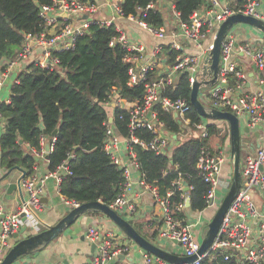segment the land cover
I'll return each mask as SVG.
<instances>
[{
  "label": "built area",
  "instance_id": "built-area-1",
  "mask_svg": "<svg viewBox=\"0 0 264 264\" xmlns=\"http://www.w3.org/2000/svg\"><path fill=\"white\" fill-rule=\"evenodd\" d=\"M151 8H154L153 2L146 7ZM259 8V0H247L246 4L239 8H232L221 0H205L204 6L193 12L188 21H179L177 33L169 34L162 28L148 26L139 18L129 17L156 38L163 40L169 37L171 40L168 55L173 52V60L170 59L172 61L164 71H157V57L161 55L162 46L156 45L146 55L143 47L130 45L124 30L116 24L124 17L120 4L113 7V15L109 18L96 19L94 16L99 6L95 3L85 0H51L49 5H42L38 10L44 33L35 36L25 35L14 60L9 61L6 69L0 72V90L7 75L23 61L31 59L38 62L41 67L56 64L58 60L51 57L52 52L72 49L76 38L86 33L91 24L100 27L113 25L116 36L109 44L111 46L119 44L126 52L123 61L129 64L127 85L129 87L143 85L144 95L141 102L130 103L117 91L112 90L103 104L108 114L103 149L111 163L122 171L125 181L121 192L109 207L125 219L126 216L132 217L137 213L130 191L133 186L131 174L138 171L139 185L152 194L153 203L158 209V225L152 228V233L155 232V237L159 240L177 245L181 254L167 252L185 257L194 256L192 261L184 264H201L204 259L215 261L217 258H221L225 264H264V139L254 151L242 156L240 188L224 213L212 243L202 254L198 253L200 248L198 237L202 236L197 227L200 225L202 212L218 208L229 188L233 173L229 149L224 144L209 143L200 149L196 169L203 182L208 185V191L204 197V210L195 213L186 207L189 203L190 187L182 176L179 174L171 183L172 189L168 190L165 196L159 195L157 189L143 179L135 151V146H138L142 150L168 156L172 138L175 140L177 138V141H185L192 137L209 139L207 120L200 117V122H192L187 116L190 104L183 98H170L166 94V88H172L182 74H187L191 88L205 56L212 48L219 25L234 14L264 20ZM179 37L191 42L196 53L180 52ZM37 48L39 56L33 60ZM237 53L251 58L260 75L258 83L264 85V40L258 46L249 42H238V37L231 28L220 46L217 81L211 87L199 90L198 99L210 109L230 112L238 119L244 117L246 126L251 131L264 129V91H244L246 73L233 59ZM157 104L163 111L174 116L180 127L179 132H171L166 124L158 119L154 111ZM117 109L123 110L127 116L128 133L124 137L117 131L114 123V111ZM122 118L121 115L120 119ZM139 129L150 132L153 135L152 139L149 141L140 139L136 134ZM34 154L44 157L45 151L42 148L39 154ZM69 157H72V154ZM62 174H70L67 161L54 172H48L44 176L33 174L21 180L20 187L26 196L13 211L6 212L0 202V263L12 247L13 237L21 228H29L33 233L40 230L37 216L42 210V186L48 178H52L58 187ZM175 192H180L179 202L171 200ZM61 200L71 208L79 205L64 197H61ZM197 231L200 235H196ZM85 238L95 247L94 257L87 264H107L120 257H129L133 245L115 241L111 232H104L98 226L88 227ZM153 239L151 241L155 243ZM140 255L141 261L138 264H170L141 248Z\"/></svg>",
  "mask_w": 264,
  "mask_h": 264
},
{
  "label": "trees",
  "instance_id": "trees-1",
  "mask_svg": "<svg viewBox=\"0 0 264 264\" xmlns=\"http://www.w3.org/2000/svg\"><path fill=\"white\" fill-rule=\"evenodd\" d=\"M169 1L183 22L188 21L205 2ZM50 2L0 0V65L5 60H14L25 35L44 33L38 10ZM150 2L155 0H123L120 8L124 17L139 18L158 29L163 26L162 14L154 8L146 9ZM246 2L228 0L232 8L242 7ZM114 36L113 25L100 27L91 24L86 33L76 38L72 49L52 52L51 57L58 60L56 64L41 67L32 61L17 72L8 102H0V167L5 172L19 167L25 171L26 177L33 175L37 165L34 153L39 154L47 140L51 144L48 172H54L64 161L70 171V174L61 175L58 186L61 196L79 204L101 201L108 206L116 199L125 181L122 171L111 163L103 149L108 118L103 104L112 90L130 103H139L144 88L141 84L127 85L129 64L123 61L126 52L119 44H109ZM173 56L174 53H170V57ZM4 70L2 67L1 71ZM190 93L187 74L180 75L172 88H166L170 98H183L189 104ZM154 111L168 130L179 132V124L171 113L163 111L158 104ZM187 116L192 122L201 121L192 107ZM114 119L117 131L126 136L127 116L124 111L115 110ZM207 128L210 136L218 135L219 130L213 122H208ZM136 134L145 141L153 137L146 129H139ZM225 139L222 137V143H226ZM207 143L208 139L197 137L182 141L173 148L170 158L135 146L143 179L155 187L159 195L165 196L180 174L190 187L189 211L203 210L208 185L198 175L196 164L200 149ZM171 200L179 202L180 192H175ZM129 223L141 234L138 225L131 220ZM201 264L225 263L217 258L215 261L204 259Z\"/></svg>",
  "mask_w": 264,
  "mask_h": 264
},
{
  "label": "crops",
  "instance_id": "crops-1",
  "mask_svg": "<svg viewBox=\"0 0 264 264\" xmlns=\"http://www.w3.org/2000/svg\"><path fill=\"white\" fill-rule=\"evenodd\" d=\"M85 1L95 3L96 5L99 6V9L94 16V18L96 19L109 18L110 16L113 15V7L123 2V0H85ZM221 1L224 4L229 5L228 0H221ZM259 1H260L259 11L262 13V16L264 17V0H259ZM204 4L202 6H204ZM153 6L154 9H157L162 14L163 26L160 28H162L166 32V34L177 33L180 20L178 15L175 13L173 9L171 2L169 0H155ZM202 6L200 8H202ZM116 24L121 26V28L124 30L129 44L143 47L145 49L146 55H148L156 45L162 46L161 55L157 57L158 58L156 65L157 71H164L170 65L171 62L170 59L172 58L170 57V54L168 55L170 51L169 45L171 43L169 37L160 40L155 36H153L148 31L139 27L136 24L135 20L129 19V17H122L117 21ZM232 28L238 37V42H249L254 46H258L260 45V42L264 40L263 34H261L259 31H255L253 28H250L249 26L246 25H244L243 27L234 26ZM178 41L181 44L180 52L187 54L196 53V49L194 48L191 42L184 40L182 37H179ZM37 56H39L38 48L35 49V56L33 57V60ZM233 59L238 63V65L241 68H243L244 72L246 73L244 91L245 92L257 91V90L264 91V85L258 83V79L260 75L256 71L251 58H248L247 56H244L241 53H237L233 56ZM30 62H32L31 59L27 61H23L18 67L15 68V70L14 69L11 70V73L7 75V77L3 81V87L0 90V102H5V103L8 102L11 87L16 81L17 72L20 69L24 68ZM7 64H8V60L7 61L5 60L3 61V63H1L0 72L2 67L6 69ZM238 121L240 125L241 138L243 140L241 145L242 148L240 154L241 156L246 154L247 152L254 151L258 147V145L264 139V129H259L255 131L249 130V133H245L244 128L247 127L246 119L244 117H241L238 119ZM206 122H210V120H207ZM218 126L224 127L219 129V133H218L220 136L219 139L220 142H222V137L226 138L224 141L226 143L223 144L227 146L230 154L229 125L227 122L221 121L220 125ZM210 138L211 136L208 139L209 145H214V143H212L214 139L212 141L210 140ZM171 140L172 142L170 143V151L168 152V156H167L168 158L171 157L173 148L176 147V145H178L181 141V140L177 141V138L176 140L175 138H172ZM37 157L39 158L33 174L35 176H44L48 174L47 160H45L43 156H37ZM5 173L6 172L0 167V178ZM19 175L20 173L18 171L13 170L10 172L9 176L6 179L0 182V202L6 212L13 211L20 203H22V201L26 196L24 192L21 194L18 192L17 189L8 192L9 184L15 183ZM131 179L133 182V186L130 191V196L133 199V205H135L137 209V213L132 217L126 216L127 217L126 219L133 221L136 225H138V227L139 225H141L143 230H145L144 228L146 229L148 228L152 236L154 237L153 239V241H155L154 245L157 246L158 248L163 250L168 249L169 251H172L174 253L181 254V251L177 245H172L166 241L159 240L158 238L155 237L156 233L155 232L152 233L151 231L152 228L158 225V209L153 203V196L146 188L139 185L138 182L140 180V173L138 171H133V173L131 174ZM231 181H232V176H231ZM230 186H231V182L226 194L228 193ZM61 197L63 196L60 195L58 187L55 184V181L52 178H48L42 186V196H41L42 210L38 213L37 216L40 222V230L38 232L47 230L49 226L56 224L61 218H63L70 211L71 207L69 205H66L61 200ZM254 197L256 198V194H254ZM203 214L204 211L202 212V216ZM209 222L210 220L209 221L207 220L205 222L206 225ZM90 226H98L104 232H111L113 234L114 240L119 243L133 244L131 246V252L129 257L126 258L120 257L118 258V260L110 261L107 264H116L118 262L123 264H138L141 261L140 248L131 240H129L124 234H122V232L105 215L101 213L99 214L85 213L81 215L69 228H67L65 232H63L53 241H51L45 248H42L39 251L34 252L33 254L18 258L14 264H84V263L87 264L93 259L95 253L94 245L89 243L85 238L86 230ZM23 228H21V230ZM31 231L32 230H30L29 228H24L23 232L21 231L17 236L13 237L12 246L16 242L35 234ZM145 238L150 241V239H148L150 237H145Z\"/></svg>",
  "mask_w": 264,
  "mask_h": 264
},
{
  "label": "water",
  "instance_id": "water-1",
  "mask_svg": "<svg viewBox=\"0 0 264 264\" xmlns=\"http://www.w3.org/2000/svg\"><path fill=\"white\" fill-rule=\"evenodd\" d=\"M236 24H243L249 26L250 28L256 29L264 36V20L257 19L251 16H246L243 14H234L229 16L225 21H223L216 32L215 39L211 50L207 53L204 58L203 65L195 77L194 83L191 86L190 93V105L198 113V115L206 120H222L229 125V136H230V160L233 167V175L231 186L228 193L225 195L220 206L216 210L214 216L211 218L210 222L207 224L208 230L206 235L202 238L200 242L199 254L206 251L209 245L212 243L219 227L224 213L226 212L231 200L234 198L238 188L241 184L240 178V154L242 138L240 133V125L238 118L226 111H218L205 107L198 99V92L201 89H206L214 85L218 78L219 71V59H220V46L230 29ZM49 62V61H48ZM245 133H249V129L244 128ZM56 132L53 133V135ZM21 143V141H20ZM51 144L49 141L44 142V159L48 160V153L50 151ZM37 156H35V161H38ZM16 170L20 173L15 183L9 184L8 192L15 189L19 193H23L20 182L26 177L25 171L19 167L7 171L1 178L0 182L6 179L10 172ZM189 207V203L186 204ZM88 211H98L105 215L129 240L135 243L138 247L143 249L149 254L155 255L162 258L170 264H184L192 261L193 257L179 256L171 254L163 249L158 248L152 244L149 240L139 234L134 227L129 223L125 217L117 214L108 205L102 203L101 201L87 202L79 204L77 207H73L70 211L61 218L56 224L49 226L47 230L37 232L30 237L24 238L16 242L7 252L3 261L0 264H14L18 258L22 256H27L45 248L51 241H53L60 234L65 232L81 215L87 213ZM24 231V228L21 230ZM20 231V232H21ZM17 236V235H15Z\"/></svg>",
  "mask_w": 264,
  "mask_h": 264
},
{
  "label": "rangeland",
  "instance_id": "rangeland-1",
  "mask_svg": "<svg viewBox=\"0 0 264 264\" xmlns=\"http://www.w3.org/2000/svg\"><path fill=\"white\" fill-rule=\"evenodd\" d=\"M235 26H239V27H243L244 25L243 24H236ZM255 31H257L256 29H254ZM213 121V123L217 126V129L219 130V129H221V128H224V127H222V126H218V125H220V123H221V121L222 120H210V122H212ZM216 122V123H215ZM224 126V125H223ZM225 131V130H224ZM223 131V132H224ZM224 135V134H223ZM220 136H219V134L218 135H216V136H211V138H210V140H212L213 141V139H214V141L212 142V143H214V144H218V143H222V142H220ZM223 144V143H222ZM242 156L243 155H241L240 156V160H242ZM216 210H217V208H211V209H209L208 211H205L204 212V214H203V216L201 217V220H200V225L197 227V230H200L201 231V236L202 237H198V241L199 242H201V240H202V238L206 235V233H207V230H208V227H207V225H206V221L208 220H211V218L213 217V215L215 214V212H216ZM203 225V226H202ZM139 229H140V231H141V235L143 236L144 235V237H150V238H148V239H150V242L152 243V244H154L151 240H152V238H154V237H152L151 235V232H150V230H147L146 228H144L145 230H143V228H142V226L141 225H139ZM21 231V230H20ZM20 231H19V233H20ZM18 233V234H19ZM17 234V235H18ZM196 235H200L199 234V231H197L196 232ZM165 246V245H164ZM140 248V247H139ZM164 250H166V249H164ZM166 251H169L168 249L166 250Z\"/></svg>",
  "mask_w": 264,
  "mask_h": 264
}]
</instances>
